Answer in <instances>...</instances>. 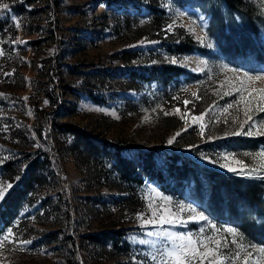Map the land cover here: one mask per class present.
Masks as SVG:
<instances>
[{
    "label": "rangeland",
    "instance_id": "rangeland-1",
    "mask_svg": "<svg viewBox=\"0 0 264 264\" xmlns=\"http://www.w3.org/2000/svg\"><path fill=\"white\" fill-rule=\"evenodd\" d=\"M250 1L253 11L264 15V0ZM152 3L168 14L167 30L169 25L170 31L183 28L214 56L199 52L170 56L156 48V40L140 36ZM0 4L8 5L7 9L0 8V20L6 26L0 31V189L7 192L8 185H15L31 159L40 155L42 160L41 152L48 153L42 180L8 228L13 234L0 246V264H118L126 260L118 249L110 244L100 253L101 247H94L84 237L120 226L128 228L139 241H157L146 233L158 229L143 226L139 213L118 195L125 192L126 186L110 187L113 179L107 174L101 177L86 170L85 162L81 163L84 156L73 153L71 135L52 120L78 127L96 140L122 142L131 158L139 149L158 146L198 153L199 161L230 173L234 172L221 165L257 169L264 163V158L256 155L264 151V135L232 134L246 119L244 106L236 103L239 96L235 92L224 95L232 91L230 85L220 87L226 77L235 80L239 75L243 79L245 72L264 77V17L258 22L256 36H249L251 42L258 40L259 47L241 55L216 47L213 37L207 34L210 7L202 0H0ZM126 16L130 20L128 28ZM199 37H205L203 43ZM122 51L136 59L125 64L115 58L114 53ZM255 53H261L263 59L259 60ZM155 54L164 62L182 67L185 73L165 87L153 80L137 89L113 91L111 83L119 84L121 68L134 67ZM92 64L114 71H108L110 75L97 82ZM245 84L248 89L264 88V79ZM80 88L105 93L110 99L106 103L94 102ZM228 104L234 106L225 111ZM201 113H205L203 120L194 122L192 117ZM251 115L257 124L253 132L264 129V113L253 111ZM201 123L205 125L203 134ZM247 130L245 125L243 131ZM172 137L175 140L169 144ZM204 144L211 151L206 152ZM225 155L228 159H221ZM212 160L215 162H209ZM239 176L260 180L264 186V169ZM193 182L175 185L170 181L175 185L172 192L154 181L132 187L138 195L136 202L146 208L141 212L143 218L161 204L178 215V204H191L210 223L193 221L186 226L164 227L194 235L203 228L205 236L228 245L221 248L222 253L240 251L235 264H244L243 258L249 252V264L258 259L264 264L258 252L264 245L225 233L224 229L233 226L211 214L205 189L193 196ZM182 215L187 219L190 213L185 208ZM5 234L6 231L1 236ZM234 238L236 244H232ZM240 245L244 246L242 250ZM159 246L158 241L156 246L143 244L141 253L150 264H154L151 255Z\"/></svg>",
    "mask_w": 264,
    "mask_h": 264
},
{
    "label": "trees",
    "instance_id": "trees-1",
    "mask_svg": "<svg viewBox=\"0 0 264 264\" xmlns=\"http://www.w3.org/2000/svg\"><path fill=\"white\" fill-rule=\"evenodd\" d=\"M202 1L210 7L207 34L213 37L217 48L246 55L251 52L250 48L259 47L258 40L253 38L257 41L251 42L249 36H256L258 22L264 15L253 11V3L250 0ZM149 8L151 12L141 27L140 36L147 35L149 39L156 40V48L160 51L170 56L193 52L214 56L207 52L199 41L194 40L193 35L185 33L183 28H175V31L167 30L165 27L169 20L164 8H159L154 3ZM126 19L125 26L128 28L130 20L128 16ZM5 28L0 20V31ZM114 56L125 64L131 59H136V56L131 54L127 57L126 51L116 52ZM255 56L259 60L263 59L261 53H255ZM159 58L158 54L150 55L142 62L136 61L138 64L134 67L121 68L123 72L117 81L119 84L111 83L113 91L137 89L153 80L165 87L185 73L182 67ZM92 65L95 68L92 73L97 77V82L107 78L110 75L108 71H114V68H99L97 64ZM85 70L90 72L91 69ZM79 90L97 103H106L110 99L105 93H95L87 88ZM52 123L63 128L64 131L67 130L71 135L70 144L74 148L73 153H81L84 156L81 163L84 165L85 162L86 170L96 172L101 177L108 175V178L113 179L110 187H118L120 184L126 186L125 192L121 191L118 195L124 204L133 206V210L139 215L146 208L142 202H136L138 195L132 187L140 188L145 186L147 181H154L159 183L162 189L172 192L175 185L180 182L183 184L193 180L192 190L195 192L193 196H197L196 191L205 189L208 195V207L211 214L217 216V220L223 219L224 223L235 227L238 233H242L243 237L252 243L264 245V186L260 180L241 177L236 173L220 170L213 164L201 162L196 159L198 153L189 154L185 151L168 150L166 147L153 146L147 150L139 149L131 158L126 155L128 148L122 142L96 140L78 127L62 124L56 120H52ZM204 150L211 151L206 144ZM41 154H44V158L40 160L39 155L31 159L0 203V236L12 226L20 209L33 193L35 186L42 180L44 162L48 159L46 156L48 153L41 152ZM170 181L176 184L171 185ZM84 239L93 243L94 247H97L96 244L100 246L101 248H98L100 253L110 244L118 249V254L126 257L125 261L118 264H150L149 258L141 253L143 244L139 243L133 232H129L128 228L125 229L123 226L87 234Z\"/></svg>",
    "mask_w": 264,
    "mask_h": 264
},
{
    "label": "snow or ice",
    "instance_id": "snow-or-ice-1",
    "mask_svg": "<svg viewBox=\"0 0 264 264\" xmlns=\"http://www.w3.org/2000/svg\"><path fill=\"white\" fill-rule=\"evenodd\" d=\"M0 8L7 9V4H0ZM17 27L19 24L17 23ZM169 30L172 28V25H169ZM200 41L203 43L205 37H199ZM208 47H212L211 44L207 45ZM2 51H0V55H2ZM175 63V60H173ZM226 67V66H225ZM234 73L238 72V70L233 69ZM8 75V74H6ZM243 79L240 78L239 75L236 76L235 80L225 78L224 82H221L220 87H224L225 83L231 86L232 91H225L224 95H232V92H235L237 96H239V101L236 103L242 102L244 106V115L246 119L239 124V130L233 132V135H264V129H259L254 133L253 128L257 127L256 121L253 120L251 112L256 111L257 113H264V88L259 89H248L246 87L245 81H253V80H261L264 79L262 76L252 77L247 72L243 73ZM237 83L239 86L237 87ZM248 94L245 95L244 93ZM195 97L196 93H192ZM26 99V98H25ZM185 104L189 103L188 101L184 102ZM233 104H228L225 108L227 111L228 108H232ZM254 106V107H253ZM175 111L179 112V109ZM166 115L168 113H165ZM205 113H201L199 116H193L192 119L194 122L202 121ZM235 123V118L233 119ZM227 123V121H225ZM245 125L248 126V130L245 132L243 129ZM205 125L203 123L200 124L201 134H203ZM177 136L180 133L176 134ZM175 140V137H172L168 140L169 144H172ZM246 156L248 154H245ZM259 157L264 158V151L256 154ZM207 159V157H205ZM221 159L227 160L228 156H222ZM209 162H215L214 160ZM236 163H240V161H236ZM222 167L228 168L229 171L237 173L238 175H252L254 172H259L261 169H264V163L260 165V168L251 169L247 168H236L231 167L228 164H222ZM11 188V185H8V189ZM6 196V190L0 189V203L3 202ZM162 200H168L166 197H162ZM152 208V205H149ZM177 209L179 210V215L177 212H174L169 207L161 204L158 205L154 210H152L151 214L148 218H143V214H140V218L143 221V226L151 225L154 228L158 229L156 231H149L146 233L147 236L156 237L159 242V248L156 254L151 255V260L154 264H228L230 261L231 264H235V261L240 258V251H236L234 254L226 255L222 253L221 248H227L228 245L223 243L221 239H217L215 237L205 236L204 229H199L198 233L194 235L191 232H176L172 231L170 228H165V225L175 226L182 225L186 226L187 223L193 221H204L206 223H210L207 217L203 212L197 213L196 208H194L191 204L185 206L183 204H178ZM187 209L190 213L187 219H185L182 215L183 211ZM194 213V215H193ZM212 227H215L214 225ZM224 232L227 234H233V236H239L240 239H243V234L238 233L236 228L228 227L224 229ZM13 234L12 229H7L6 234L0 236V246H2L3 241L8 239V236ZM157 241H150L146 239H142L139 243L142 244H152L156 246ZM24 244L30 243V241H23ZM232 244H236V239L234 238ZM243 245H240L241 250L243 249ZM251 247L255 248V245H251ZM258 252L261 254V257L264 258V247H259ZM252 253H248L244 256V264H249V259ZM255 264H262V260L258 259L255 261Z\"/></svg>",
    "mask_w": 264,
    "mask_h": 264
}]
</instances>
